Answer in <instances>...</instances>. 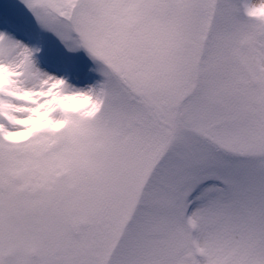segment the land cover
<instances>
[{
  "label": "snow or ice",
  "instance_id": "6c2138e0",
  "mask_svg": "<svg viewBox=\"0 0 264 264\" xmlns=\"http://www.w3.org/2000/svg\"><path fill=\"white\" fill-rule=\"evenodd\" d=\"M0 264H264V0H0Z\"/></svg>",
  "mask_w": 264,
  "mask_h": 264
}]
</instances>
